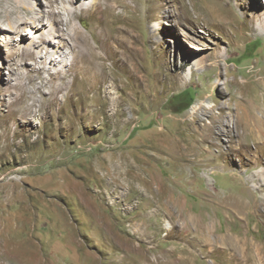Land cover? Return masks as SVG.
Returning a JSON list of instances; mask_svg holds the SVG:
<instances>
[{
	"label": "rangeland",
	"instance_id": "rangeland-1",
	"mask_svg": "<svg viewBox=\"0 0 264 264\" xmlns=\"http://www.w3.org/2000/svg\"><path fill=\"white\" fill-rule=\"evenodd\" d=\"M135 1L143 11L129 16L145 82L139 87L130 72L114 69L115 56L104 62L105 72L123 85L111 90L125 110L119 125L98 113L105 83L89 93L77 91L60 114L57 108L51 113L47 102L41 111L37 103L27 120L9 122L10 147L0 148V264H141L158 256L169 264H240L230 256L229 244L223 253L206 247L193 220L190 228L167 229L170 219L180 224L182 213L203 223L212 219L220 234L233 224V233L262 249L256 262L245 264H264V216L246 219L207 201L215 194L222 203L236 201L237 208L256 196L249 188L255 181L248 178L264 170V157L259 140H250L249 150L243 143L249 130L256 139L264 133V36L248 32L240 40L205 28L199 41L187 42L189 31L179 18L196 17L194 5L160 0L158 8L169 9L170 16L159 19L155 45L154 19L144 15L149 4ZM227 1L237 22L244 20L249 0H240V6ZM127 4L134 9V2ZM75 24L96 46L91 20L82 15ZM182 44L194 50L195 59H208L207 65L197 67L194 56L183 61ZM218 53L223 58L214 64ZM20 54L0 40V90L17 77L32 87L30 65H20ZM1 95L0 114L7 115ZM197 147L207 162L191 161L198 157ZM152 239L155 248L148 252Z\"/></svg>",
	"mask_w": 264,
	"mask_h": 264
},
{
	"label": "bare ground",
	"instance_id": "bare-ground-1",
	"mask_svg": "<svg viewBox=\"0 0 264 264\" xmlns=\"http://www.w3.org/2000/svg\"><path fill=\"white\" fill-rule=\"evenodd\" d=\"M127 1L46 0V4H44L42 0H0V33L3 36H0V40L6 41L8 45L15 46L21 51L20 65L29 64L33 76L30 81L32 87L23 82V77H17L14 79L16 81L14 85L11 84L12 80H9L8 87L0 90L3 92L2 95L0 94L1 98L7 102L8 108L7 115L0 114V148L9 149L10 147L8 142L9 137H11L9 122L18 123L19 120H27L35 112L37 103L40 104L41 111L47 102L50 104L51 113L57 108L60 114L63 104L72 101L73 97L77 95V91L84 93V88V91L89 93L95 85H104V83L105 86L102 88L104 100L103 105L97 108L98 113L104 117L112 118L115 125L122 122L120 118L123 117L125 110L122 107L121 97L117 99L111 92L112 86H123L122 81L105 72V60L111 61L115 56L117 64L114 60V69L119 66L123 72H130L134 83L139 87L145 82V76L138 71V56L141 49L138 39L136 40V35L132 34L134 30L133 21L129 16L130 11L140 12L143 11V7L138 5L135 0H131L135 3L134 9H131ZM74 2L79 5L78 8L74 6ZM227 2L229 1L200 0L196 3L195 0H190L197 16L191 18L183 13L182 18H179L180 23L189 31L186 34L187 42L199 41L198 38L203 37L200 30L205 28H214L222 34H228L240 40L246 39L248 32L251 36H264V3L261 0H249L247 3L249 12L245 13L244 20L240 22H237L236 18L230 14V8L227 5L229 3ZM236 2L238 6L241 5L240 0H236ZM145 3L149 4V8L144 11L146 20L154 19L155 22L151 28L153 44L156 45L158 30L162 27L159 19L165 14L170 16V10L161 11L158 8L160 0H145ZM117 9L122 10L118 13ZM82 15L89 18L93 24V34L97 37L96 46L90 44L83 30L75 24V20ZM26 30L28 31L26 32ZM174 33L177 34V31L175 30ZM182 45L181 59L188 63L195 52L192 48ZM153 49V54L157 57L158 47ZM195 49L205 50L206 48L198 46ZM186 53H189L188 57H186ZM222 58L223 56L218 53L214 64H218ZM194 60L197 67L207 65L208 61V59L200 57L195 59V56ZM71 78L72 80H70ZM78 81L81 84L80 91L76 88ZM110 81H112L111 84H109ZM9 84L11 85L9 86ZM5 91L11 94L6 97ZM13 91L16 93L14 94ZM28 93L29 95H27ZM38 95L42 98L39 99ZM27 101L31 103L27 104ZM224 123H222L223 126H225ZM188 130L196 133L192 127ZM249 133L246 136L248 139L243 143L244 149H251L250 140H259L257 149H260V154L264 157V133H262L261 139H256L257 137H254L250 130ZM16 135L17 131L14 132L12 138L15 139ZM184 149L181 148L182 151ZM205 157V151L199 149L198 157L191 161L207 162ZM245 162L248 161L242 159L244 166ZM224 168L225 166L221 169ZM248 181H255V185L251 187L250 184H244L248 185L252 191L261 193L260 196H257L256 192L253 191L256 196L247 202L248 205L240 204L236 208V201L222 203L218 200V195L215 194H212L211 200L208 199L207 201L211 205L214 203L216 208H224L227 212L231 211L237 216L240 214L246 219L254 214L262 217L264 216V194H262L264 191V170L253 175L252 178L249 177ZM250 207L251 209H249ZM179 218L180 224L176 221L173 224L170 219V222L167 223V229L173 230L175 225L180 226V228H190L192 227L190 220H193L206 242V247L212 246L214 248L213 253H223V246L229 244L233 247L230 256L238 259L240 264H245L249 259L256 262L262 255V249L256 248L254 244L251 245L248 237L232 232V229L235 228L233 224L227 226L225 232L220 234L212 219L203 223V219H196L189 213H182ZM138 229L140 230L139 226ZM188 231L186 230L187 233H189ZM148 243L150 246L147 251L149 252L150 249L155 248L153 246L154 240H149ZM142 262L141 264H169L159 256L154 261L147 257Z\"/></svg>",
	"mask_w": 264,
	"mask_h": 264
}]
</instances>
